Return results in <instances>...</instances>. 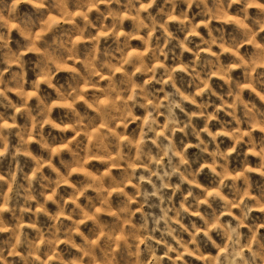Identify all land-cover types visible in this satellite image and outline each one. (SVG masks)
Segmentation results:
<instances>
[{
	"label": "clouds",
	"instance_id": "obj_1",
	"mask_svg": "<svg viewBox=\"0 0 264 264\" xmlns=\"http://www.w3.org/2000/svg\"><path fill=\"white\" fill-rule=\"evenodd\" d=\"M0 264H264V0H0Z\"/></svg>",
	"mask_w": 264,
	"mask_h": 264
},
{
	"label": "rangeland",
	"instance_id": "obj_2",
	"mask_svg": "<svg viewBox=\"0 0 264 264\" xmlns=\"http://www.w3.org/2000/svg\"><path fill=\"white\" fill-rule=\"evenodd\" d=\"M36 146H34V148H35Z\"/></svg>",
	"mask_w": 264,
	"mask_h": 264
}]
</instances>
